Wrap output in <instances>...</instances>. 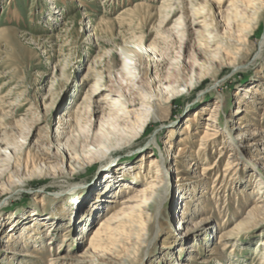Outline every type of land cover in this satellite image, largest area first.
I'll return each instance as SVG.
<instances>
[{"label":"rangeland","instance_id":"374dc122","mask_svg":"<svg viewBox=\"0 0 264 264\" xmlns=\"http://www.w3.org/2000/svg\"><path fill=\"white\" fill-rule=\"evenodd\" d=\"M161 1L0 0V145L9 148L0 154V264H49L86 248L106 260L128 255L125 264H171L173 248L172 264L264 263V159L256 160L264 155L261 147L243 150L232 131L241 119L264 127V26L259 19L251 29L228 21L234 10L213 4L216 32L243 46L221 52L209 73L199 71L193 62L201 38L173 30V21L162 25L168 12L157 9ZM181 2L173 20L184 13L188 23L191 10ZM259 3L264 15V0ZM123 50L134 54L139 84L126 73ZM191 71L204 80L160 110L134 143L111 138L102 168L94 154L99 136L88 132L93 89H118L136 100V84L144 90L177 84ZM214 106L213 124L204 118ZM238 107L245 112L240 119ZM209 123L216 133L205 139ZM153 138L177 147L167 175L147 167L150 160L162 162L152 157ZM48 151L55 156L50 161ZM155 176L165 192L159 207L153 198L135 227L115 219L124 210L120 199ZM174 201L187 225L170 237ZM7 234L24 238L11 243ZM188 253L194 258L186 261Z\"/></svg>","mask_w":264,"mask_h":264},{"label":"bare ground","instance_id":"6f19581e","mask_svg":"<svg viewBox=\"0 0 264 264\" xmlns=\"http://www.w3.org/2000/svg\"><path fill=\"white\" fill-rule=\"evenodd\" d=\"M186 1H187L186 7H188L191 10V17L188 23L185 19L184 13H182L181 16L179 15L180 17H176V19L173 20L174 16L179 11V7L181 6L182 3L181 0H179L178 2H176L175 0H162L159 8L157 9L159 11L168 12L166 13V15H164V20L162 21V25H168L169 22L173 21V25H172L173 30L175 31L183 30L184 33L190 31V33L198 35V37L201 38L200 39L201 42L199 41L200 43H198V47H197L198 48L197 59L194 60L193 62V65H196V68H198L199 71L206 70L209 73L210 71H212L210 68V63L214 59H216L217 56H220L219 54H221V52H225L229 50L231 53L232 50L233 52L235 51L237 53L241 51V48L243 46L241 43H239V41L235 39L234 40L229 39L228 37L227 39L222 38L219 31L216 32V28H218L219 23L218 20H216L215 15L218 13V11L216 10L217 8H215V5L213 4H217L220 7L226 6L227 8L234 10L232 16L230 17L228 16V21L232 19L234 22L236 21L237 24L239 25H241L244 22H247V24L250 25V29H251V24L254 28L256 25L259 24L257 23L259 19L264 26V15H262L263 14L261 11L262 7L261 4L259 3L260 0H213L210 2H206V1L203 2L202 0H186ZM138 6H144V5L140 4ZM210 7L211 10H209ZM213 8H215V10H213ZM248 34H251V30ZM260 45H264V31L261 37ZM141 51L142 53L147 52L146 49L145 50H141V48L137 49V52L141 53ZM122 55L124 60V67L127 69L126 73L128 74V77L131 80L138 82L139 84V79L137 77L138 75H136V68L139 66L136 64L137 67H135L134 61L132 62L134 54L126 50ZM259 56L260 55H258V57ZM136 61L138 60L136 59ZM183 65L185 66V63H183L181 66ZM236 66L238 67V65H235L233 67L236 68ZM193 71L190 72V75L188 74L190 77L187 80L181 81L180 83L177 84L166 82L162 85L160 84V86H157L155 88H150L148 90L142 89L143 86L141 85L143 84H141L140 86L136 84L138 86V89L136 91L138 98L136 100H133L131 97H130L131 99L127 98L118 89L110 90L101 86H98L95 89H93L94 90L93 99L90 102L91 105H88L89 114H90V121H89L90 124H89L88 132H90V134H92V136L94 137L99 136L98 137L99 147L95 148L94 154L97 155L96 158L97 161H104L101 165L102 168H107L109 164L108 163L109 158L106 157L105 154L110 149L108 147V143L111 138L116 137L118 140L123 139L125 143L124 145H129L131 143H134L136 140L140 138V135L145 130L146 126H148L150 122L157 120L160 110L167 108L171 104L170 102L173 99L180 97L184 94H187L197 84H199L202 80H204L203 79L204 77L199 75V73L194 75ZM214 77L215 76H213V78ZM97 85L98 84H96V86ZM209 112L210 115L204 118V120L212 122L214 124L213 118L219 112V106H214L213 108H210ZM243 112L244 110L241 109V107H238L235 114L236 119L237 118L240 119ZM248 112H250V110H248ZM235 121L236 120H234L233 123H235L236 125L232 129V131L234 130L233 136L234 139L239 142L241 148L243 150H248V149L250 150V149H257V147H261L260 153L264 155V127L253 129V127L249 126L248 121L245 119H241L240 121H236V122ZM187 122L193 123L194 119L189 118ZM212 123L204 124L205 126L203 127L202 130L203 138L205 139L211 138L214 136V133H216L215 126H213ZM188 126H189L188 124L182 126L181 134H183V131L187 130ZM60 146L61 144L56 146L57 151L60 150ZM179 146L181 148L180 153H184L186 148L185 144H180ZM149 147L154 152H156V154H153L152 157L155 155L157 156V158H161L162 162L160 165L157 166L154 160H150L147 163V167L151 171H155L154 173L156 175H160L158 172L167 175V173L170 170L169 169L170 163L171 161H173L174 154L177 151V147L173 146V144L169 143L168 141L165 140L159 141L157 138H153L149 142ZM101 149L103 150V153L100 154L97 150L100 151ZM8 153H9V148L2 147V145H0V154L7 156ZM99 155L101 156L99 157ZM44 156L46 160L49 161L55 157L54 153L50 151L45 153ZM66 158L68 159L67 162H71L72 155L70 156L68 155L66 156ZM256 158H257L256 160L264 159L261 157V155H257ZM260 165L262 164L260 163ZM262 169L264 170V168ZM158 179L159 178L155 176L154 178L149 180L150 183H148L146 186H137L132 192L127 193L125 196H123L120 199V204L117 207L124 208V210H122L120 213H117L115 219H117L120 222L123 221L126 222L128 227L131 225L135 227L137 222L136 218H139L142 214H146L148 213V211H150L153 198L154 199L156 198L155 205L159 207L161 202L164 200L165 192L162 190V188L159 187L160 182ZM52 196L56 197L57 193L52 194ZM172 205H173V210L175 211V220L173 224L174 226L172 225L171 227L172 231L168 232V235L170 237L174 236L177 233V231H181V229L185 225H187L185 219L186 213L183 217L180 216V213L183 209L180 208L179 202L174 201ZM32 231H35V228H33ZM157 232L158 229H156V232L154 233V239ZM7 236L8 239H10L9 242L11 243L12 242L19 243L24 238L22 234L21 236L17 235L18 237H14L13 234H9V235L7 234ZM138 240L137 238H134L132 242L138 243L139 242ZM149 242L150 240H148L145 243V245H148ZM141 243L144 244L142 241L140 242V244ZM260 245L264 246V241H262ZM171 247L173 246L166 245L164 247V250H167V248L171 249ZM173 250H169L172 251L169 254L170 259H168V261H170L171 264L175 263V261L177 260L176 259L177 257H175L176 260L174 259ZM189 250L195 251L190 247H187L185 249V251L188 252ZM183 252L184 249H182L180 253ZM20 255L22 256L24 254L21 253ZM127 256L128 255H125V257H123V259L119 262L111 258L106 260L105 258L102 259V257L104 256L101 255L100 257H98L94 253V251L86 248L82 253L76 255L71 253L58 254L49 259V264H125L124 261ZM187 256L188 257L186 258V261L192 260L194 258V256L190 253H188ZM115 258L117 257L115 256Z\"/></svg>","mask_w":264,"mask_h":264}]
</instances>
